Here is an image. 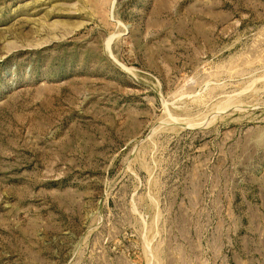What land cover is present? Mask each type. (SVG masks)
Listing matches in <instances>:
<instances>
[{
  "label": "rangeland",
  "instance_id": "374dc122",
  "mask_svg": "<svg viewBox=\"0 0 264 264\" xmlns=\"http://www.w3.org/2000/svg\"><path fill=\"white\" fill-rule=\"evenodd\" d=\"M0 264H264V0H0Z\"/></svg>",
  "mask_w": 264,
  "mask_h": 264
}]
</instances>
